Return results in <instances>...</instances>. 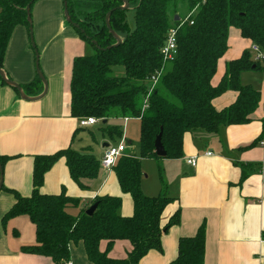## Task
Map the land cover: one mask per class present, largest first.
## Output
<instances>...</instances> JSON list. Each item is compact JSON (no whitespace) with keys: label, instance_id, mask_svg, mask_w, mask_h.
Here are the masks:
<instances>
[{"label":"trees","instance_id":"16d2710c","mask_svg":"<svg viewBox=\"0 0 264 264\" xmlns=\"http://www.w3.org/2000/svg\"><path fill=\"white\" fill-rule=\"evenodd\" d=\"M37 0H0V70L10 37L16 27L28 31L30 24L25 11ZM134 6V26L128 28L120 0H63L70 26L94 52L76 57L72 62L70 80V115L74 119L100 120L102 134L113 140L122 138V130L111 121L138 120L140 126L141 159L179 160L183 157L186 134L203 131L217 135L222 127L247 125L254 121L261 94L240 83L244 72H264V0H127ZM185 10L184 15L179 12ZM121 43L108 32L105 18ZM178 18L176 21L175 19ZM236 29L241 38L256 46L263 58L244 51L226 65L224 77L214 85L218 61L227 51L228 32ZM176 30L177 53L165 60L160 53L169 30ZM36 49V48H35ZM254 54V55H253ZM123 74H114V68ZM41 86L36 75L22 86L26 95H33ZM233 91L235 100L217 110L212 101ZM262 132L253 142L264 139V103ZM161 133L166 156L154 153V141ZM12 158L1 157L0 164ZM63 159L69 177L81 191H88L100 173V161L88 151H75L69 146L50 155L33 157L31 193L21 197L11 194L14 204L3 215L2 222L25 216L35 230V244L22 247L25 254L50 259L53 264H69L71 244H82L92 264H139L150 251L161 252V237L178 226L180 209L162 223L167 208L178 201L169 196L160 177V192L155 197L141 190V161L133 155L120 157L112 168L122 194L131 198L133 212L129 217L119 213L122 199L118 196H98L88 204L69 197L64 188L58 194H44V176ZM239 185L246 179L250 165H240ZM96 205L92 215L86 211ZM76 216L71 211L78 209ZM264 240V236H263ZM117 241L129 242L126 258L115 260L108 253ZM106 242L105 251L99 246ZM205 225L193 237L180 238L177 257L170 264H203Z\"/></svg>","mask_w":264,"mask_h":264},{"label":"crops","instance_id":"0c3cea01","mask_svg":"<svg viewBox=\"0 0 264 264\" xmlns=\"http://www.w3.org/2000/svg\"><path fill=\"white\" fill-rule=\"evenodd\" d=\"M63 6V0H37L31 8L33 42L46 84L44 97L36 102H26L15 89L0 80V156L12 158L2 168L3 187L21 197H28L32 190L33 157L72 147L75 135L81 129L78 120L70 115V80L72 62L81 56L83 41L66 24ZM251 48V42L230 28L227 51L218 61L212 83L218 84L224 77L226 65L244 51L252 52ZM2 71L6 79L21 87L36 76L34 50L28 31L21 26L16 27L10 37ZM240 83L261 94L255 120L247 125L222 127L217 135L203 131L186 134L183 157L162 159L170 164L173 172L174 186H169L168 193L178 199L167 208L162 223L176 208L180 209V222L162 235L161 252H148L139 264H170L177 257L178 240L193 237L202 224L205 225L203 264H264V145L261 146L260 141L252 146L262 132L264 72H244L240 75ZM43 90L41 83L33 95L24 94L34 98ZM235 97L236 94L228 90L214 99L212 105L221 110L233 103ZM109 125L120 127L112 121ZM108 147L103 145L101 156ZM126 150L125 155H130ZM207 153L211 155L206 156ZM193 157L196 158L194 168L186 164V160ZM240 165H250L241 185ZM62 188L69 197L86 204L98 196L121 197L120 215H132L131 198L121 193L112 171H105L100 182L94 186L92 182L88 191H81L71 181L65 161L61 159L45 174L41 192L58 194ZM141 190L149 197L160 192L153 193L142 184ZM14 202L11 194L0 192V264H53L48 258L21 251L22 247L35 244V230L27 217L2 222L3 215ZM79 210L74 209L71 214L76 216ZM105 249L106 242H101L99 250ZM130 249L129 242L117 241L108 257L124 259ZM69 252V264H92L82 244H71Z\"/></svg>","mask_w":264,"mask_h":264},{"label":"rangeland","instance_id":"374dc122","mask_svg":"<svg viewBox=\"0 0 264 264\" xmlns=\"http://www.w3.org/2000/svg\"><path fill=\"white\" fill-rule=\"evenodd\" d=\"M179 12L181 15H184L185 10L180 7ZM65 18V17H64ZM126 23L129 29H132L134 26V6L130 4L128 10L125 13ZM66 22V20H65ZM67 24V23H66ZM117 37L120 39L123 37L121 34H117ZM83 51L81 52V56L90 55L94 52L92 47L82 42ZM114 74L120 76L123 74L121 68H114ZM112 124H119L120 129H124L122 138H115L110 140L106 136L102 134L101 128L103 127L101 124L92 127V128H81L75 135L74 142L72 145V149L78 152L88 151L92 153L93 156L100 161L103 156H101L103 152V145L107 144L108 146H117L123 138H125V146H126V154H130L135 156L137 159L141 161V170L143 174L142 186L146 189H149L153 193H158L160 190V177L164 185H166L167 190H170L169 186H174L172 181V170L170 164L166 161L155 160V159H141L140 157V126L138 120H130L129 122L123 123L121 121H112ZM129 143V145H128ZM105 174V171L100 169L99 176L94 184H97L101 181L102 176ZM151 192V193H152ZM169 194V193H168ZM156 196V194H155ZM170 196V195H169Z\"/></svg>","mask_w":264,"mask_h":264},{"label":"built area","instance_id":"2783aa9c","mask_svg":"<svg viewBox=\"0 0 264 264\" xmlns=\"http://www.w3.org/2000/svg\"><path fill=\"white\" fill-rule=\"evenodd\" d=\"M251 51L255 54V60H260L263 58L262 54L256 46H252ZM160 53L165 60H172L175 58L177 53V40L175 29H171L168 31L164 44L161 47ZM126 121L127 119L124 120V122ZM97 124H100V120L95 118H82L78 120V126L80 128H87ZM263 145L264 139L261 142V146ZM125 150L126 146L124 138L117 146L108 147L105 150L102 159L100 160V168L106 172L112 171V168L116 164L117 160L125 155ZM210 155L211 153L206 154V156ZM186 164L194 168L196 166V158H189L188 160H186Z\"/></svg>","mask_w":264,"mask_h":264},{"label":"water","instance_id":"95a60500","mask_svg":"<svg viewBox=\"0 0 264 264\" xmlns=\"http://www.w3.org/2000/svg\"><path fill=\"white\" fill-rule=\"evenodd\" d=\"M120 1L122 2L123 6H121L119 9L120 10H127L128 9V1L127 0H120ZM65 7H66V5L64 4V8ZM25 11L27 13L28 21H29V24H30L29 37H30L31 46H32V48L34 50V54H35V71H36V75L38 76V78L40 79L41 83L44 86V90H43L41 95H39L37 97H34V98H29V97H27L24 94L21 86H19L18 84L13 83L10 80L6 79L5 74H4V72L2 70H0V80H1V82L3 84L15 89L22 100H24L26 102H36V101L41 100L44 97V95L46 94V84H45V80L43 79V77L41 75V72H40V69H39V55H38L37 50L35 49V45H34V42H33L31 21L29 20L30 6H27L25 8ZM64 17H65L66 22L71 24V26L73 28L78 29L77 25L72 24V23L69 22L66 9H64ZM109 17H110V13H108L106 18H105V25H106V28H107L108 32L110 33V35L116 41L115 45L113 46V47H116V46H118L121 43V39L119 37H117V35L109 27V24H108ZM175 20L177 21L178 18H176ZM154 153L159 158H164L166 156L164 148H163V146L161 144V133L156 137V139L154 141ZM2 186H3V170H2V167H1V164H0V192H1ZM95 208H96V205L91 206L89 209H87L86 214L87 215H92V213L95 210Z\"/></svg>","mask_w":264,"mask_h":264}]
</instances>
